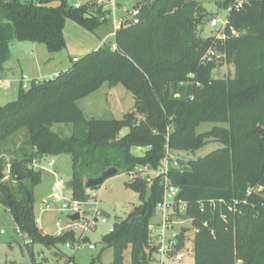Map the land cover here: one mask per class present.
Instances as JSON below:
<instances>
[{
  "label": "trees",
  "instance_id": "trees-1",
  "mask_svg": "<svg viewBox=\"0 0 264 264\" xmlns=\"http://www.w3.org/2000/svg\"><path fill=\"white\" fill-rule=\"evenodd\" d=\"M135 6L141 8V22L117 33L118 51L102 46L53 79L33 80L27 90L19 87L17 100L0 105V146L28 132L9 161L18 186L0 182V204L12 215L17 233L33 244L57 248L75 237H55L36 224L34 189L42 175L30 168L32 163L70 156V183L79 201L91 199L85 188L89 178L117 167L120 174L135 175L128 186L140 199L147 187L151 197L144 215L133 219L138 210L116 224L106 243L113 249V264H123L129 246L133 264H147L148 225L163 186L160 177L148 183L138 170L158 171L168 158V180L189 203L186 218H194L198 229L194 264H264V0H225L231 9L226 40L211 37L204 44L195 40L196 0H140ZM107 14L90 17L85 6L75 8L66 0H0V69L10 62L15 43L43 44L59 53L67 47V20L94 31L108 22ZM214 43L220 44L219 55L234 63L233 78L214 79L212 62L202 61ZM104 84L122 85L134 96V110L121 120H87L77 105ZM211 122L223 125L200 136L197 128ZM57 124L84 130L63 137L53 131ZM124 129L129 130L124 144L113 145ZM202 140L223 147L173 167L169 152L196 150ZM134 147L145 148V154L133 155ZM64 256L66 264H78ZM32 264L45 263L33 259Z\"/></svg>",
  "mask_w": 264,
  "mask_h": 264
},
{
  "label": "rangeland",
  "instance_id": "rangeland-1",
  "mask_svg": "<svg viewBox=\"0 0 264 264\" xmlns=\"http://www.w3.org/2000/svg\"><path fill=\"white\" fill-rule=\"evenodd\" d=\"M70 5L76 4L80 7H86L90 17H99L100 12H104V7L97 4L98 0H66ZM140 0H116L119 6H135ZM199 6L198 26L195 33V40L198 44H204L209 38L216 35L225 34L218 31V28L228 20L230 6L225 7V0H196ZM240 3H242L240 1ZM58 2H53L52 6H57ZM217 18L220 23L217 28H212L210 22ZM112 21L99 26L94 31H89L72 20H67L64 28V37L67 43L66 49L59 53H50L43 44L24 42L15 43L10 49V61L19 63L18 69L13 71L12 77L15 81L19 80L22 75L28 78L38 76L35 80L43 81L53 79L61 72H65L73 67V59L81 60L90 53L102 47V42L106 39L107 45L114 42V38L109 37L112 32ZM236 35V32H233ZM226 38V35L224 36ZM222 40H226V39ZM220 44L214 43L213 48L218 50ZM212 77L218 80H227L234 77V63L229 61L226 54L219 55L212 61ZM7 66V65H6ZM6 71V70H5ZM11 76V75H10ZM9 77V76H8ZM45 78V79H42ZM12 79V80H13ZM18 83L10 85L9 90L0 96V105L17 100ZM2 93V92H0ZM78 107L83 111L87 120H121L125 114L134 110L135 99L131 91L118 85L115 88H109L104 84L98 91L92 93L78 101ZM223 125L218 122L203 123L197 128V133L202 136L210 131L214 126ZM82 126L73 127L67 124H57L53 126V131L61 134L63 137H70L75 131L82 133ZM128 129L121 132V138L128 133ZM28 138V132L22 131L12 139L0 146V155L4 159L3 171L4 178L1 183L7 184L12 189L18 186L17 180L10 171L9 161L13 158V151L23 148L24 142ZM223 145L214 140H202L201 147L192 151H172L169 152L173 167L180 162L187 163L191 159L205 158L213 152H217ZM145 148L134 147L131 153L135 156H143ZM42 158V165L45 166L50 160L54 161V170L58 176L63 178L66 183H70L73 177V166L71 157L68 155H59L47 159ZM164 163L166 161H163ZM41 184L34 189V199L36 212L42 202L51 200L53 184L55 177L48 171L42 170ZM140 176L152 179V175L141 168ZM135 175L128 173L119 174L107 180L99 189L88 191L91 198L99 199L100 208L111 214L110 222L107 225L98 224L96 231H88L91 243L95 244V250L88 248L80 250H71L65 245L57 248H48L42 244H33L31 240L18 234L12 215L6 208L0 204V264H32L34 259L37 263L45 264H66L65 255L74 257L78 264H113V249L109 248L105 236L109 233L111 225H118L132 218V215L141 210L144 202L139 198L138 193L128 185ZM161 182V181H160ZM232 183V182H231ZM67 196H72V188L65 190ZM234 204L236 200H233ZM41 229L49 235L55 232L54 219L55 214L49 213L44 217ZM159 221V217L153 215L149 224ZM190 232L188 237L191 238L187 243V250L190 252L186 255L183 264H194V226L189 222L185 224ZM186 250V252H187ZM185 253V251H184ZM154 253L151 248L146 250V263L157 264L154 261ZM123 264H133L131 256V246L124 252Z\"/></svg>",
  "mask_w": 264,
  "mask_h": 264
},
{
  "label": "built area",
  "instance_id": "built-area-1",
  "mask_svg": "<svg viewBox=\"0 0 264 264\" xmlns=\"http://www.w3.org/2000/svg\"><path fill=\"white\" fill-rule=\"evenodd\" d=\"M98 5L104 7V12H108L105 19L112 21L113 30L109 37L114 38V42L110 44L112 51H118L116 43V36L119 31L129 26L139 25L141 22V8L136 6H119L116 0H98ZM241 5V3H240ZM75 8H80V5H74ZM231 10V9H230ZM220 21L213 18L210 22L212 28H217ZM228 20L222 24L218 31L225 32ZM223 36H214L217 39H224ZM107 45L106 39L102 42V46ZM219 53L216 49L210 48L203 56L202 61L205 63L212 62L214 58L218 57ZM78 59L74 58L73 62ZM35 79L28 78L23 75L19 80L15 81L19 87L27 90ZM11 81L4 79L3 71L0 69V87L4 91H8ZM171 157V155H169ZM161 168L158 171L145 169L147 173L152 175V179H147L148 183L156 177L161 178V185L163 186V197L156 205L154 215L159 217V221L148 225V245L153 251L155 257L154 261L157 264H183L186 255L190 252L187 250V243H190L191 238L188 237L189 228L185 226L190 223L194 226V218L187 217L189 203L179 198V189L172 185L168 180L169 161L166 158ZM34 171L46 170L55 177L53 184L52 198L49 201L42 202L39 206L38 213L36 212L35 222L41 227L44 221V216L49 213L55 214L54 225L55 232L53 236L60 237L67 233L74 235V241H68L65 244L66 248L71 250H80L88 248L95 250V244L91 243L88 231H96L98 224L107 225L110 219L102 214L99 199L91 198L88 201L76 200L73 195L67 196L65 190L68 187L66 181L58 176L54 170V161L50 160L45 166L42 165L41 160H35L30 166ZM139 173L141 169L138 170ZM36 211V209H35ZM79 215V219L73 220L72 216ZM112 217V216H111ZM207 225V224H205ZM114 225L109 228V233L114 231ZM195 235L198 229L194 226ZM18 234H21L18 231ZM195 235L193 240L195 239ZM187 250V252H186ZM185 251V253H184Z\"/></svg>",
  "mask_w": 264,
  "mask_h": 264
},
{
  "label": "water",
  "instance_id": "water-1",
  "mask_svg": "<svg viewBox=\"0 0 264 264\" xmlns=\"http://www.w3.org/2000/svg\"><path fill=\"white\" fill-rule=\"evenodd\" d=\"M125 140L124 138H120L119 140L113 141L112 144L116 145V146H120L122 144H124ZM150 169V168H149ZM120 170L117 167H109L107 168L105 171H103L101 173V175H99L98 177H92L89 178L86 183H85V188L89 191H93V190H97L98 188H100L107 180L117 176L120 174ZM4 178V171H3V167L0 165V181ZM69 188H72V183L68 184ZM151 197V188L147 187V193L146 196L144 198V204L148 203V201L150 200ZM145 213V207L143 206L142 209L140 210V212L133 218L135 219L138 216H143ZM102 214L110 219L111 218V214L102 211ZM71 219L73 220H77L79 219V215H75L72 216Z\"/></svg>",
  "mask_w": 264,
  "mask_h": 264
},
{
  "label": "crops",
  "instance_id": "crops-1",
  "mask_svg": "<svg viewBox=\"0 0 264 264\" xmlns=\"http://www.w3.org/2000/svg\"><path fill=\"white\" fill-rule=\"evenodd\" d=\"M73 61V60H72ZM18 66H19V63L17 62V61H10V62H8L7 63V66L5 67V70L3 71V75H4V79L6 80V81H11V84L12 83H14L15 82V80L12 78L13 76H14V74H13V71L15 70V68H17L18 69ZM11 75V76H10ZM13 75V76H12ZM9 76V77H8ZM23 76V75H22ZM36 78H38V76H33L31 79H36ZM55 78V77H54ZM13 79V80H12ZM42 79H45V78H42ZM17 81V80H16ZM10 84V85H11ZM0 92H2V93H0V96H1V94H4V89L3 88H1L0 87ZM51 157H48L47 159H50ZM53 160V159H52ZM42 227V226H41ZM42 230H43V228H42ZM15 264H17V263H15Z\"/></svg>",
  "mask_w": 264,
  "mask_h": 264
}]
</instances>
